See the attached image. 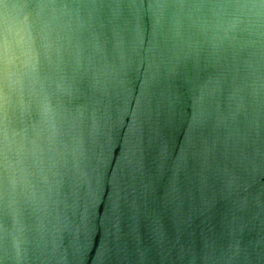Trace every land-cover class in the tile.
<instances>
[{
  "label": "water",
  "instance_id": "water-1",
  "mask_svg": "<svg viewBox=\"0 0 264 264\" xmlns=\"http://www.w3.org/2000/svg\"><path fill=\"white\" fill-rule=\"evenodd\" d=\"M0 264H264V0H0Z\"/></svg>",
  "mask_w": 264,
  "mask_h": 264
},
{
  "label": "clouds",
  "instance_id": "clouds-1",
  "mask_svg": "<svg viewBox=\"0 0 264 264\" xmlns=\"http://www.w3.org/2000/svg\"><path fill=\"white\" fill-rule=\"evenodd\" d=\"M5 48H7V41H5Z\"/></svg>",
  "mask_w": 264,
  "mask_h": 264
}]
</instances>
